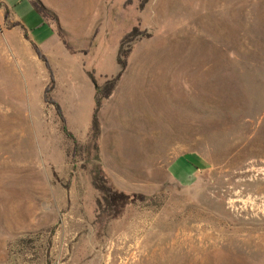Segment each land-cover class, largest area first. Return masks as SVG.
<instances>
[{
	"label": "rangeland",
	"instance_id": "374dc122",
	"mask_svg": "<svg viewBox=\"0 0 264 264\" xmlns=\"http://www.w3.org/2000/svg\"><path fill=\"white\" fill-rule=\"evenodd\" d=\"M0 264H264V0H0Z\"/></svg>",
	"mask_w": 264,
	"mask_h": 264
},
{
	"label": "trees",
	"instance_id": "16d2710c",
	"mask_svg": "<svg viewBox=\"0 0 264 264\" xmlns=\"http://www.w3.org/2000/svg\"><path fill=\"white\" fill-rule=\"evenodd\" d=\"M36 5L41 10H43V7H42V5L39 2H36ZM35 51H36L38 57L41 58L46 63V65H47L48 62H47L46 57L43 54H41L40 51L37 48L35 49ZM124 66H125L124 64L121 66L120 71H119L118 75L114 78L113 82L114 81L116 82V80L119 78V75L121 74ZM51 82H53V81L51 80ZM51 88H52V84H51V86L45 88V92H49L51 90ZM45 100L47 102L49 101L50 103L54 104L56 113L59 116L61 123L63 124L62 125V129L65 132L66 131V127H65L66 121H65V117L62 114L61 108L51 98H47L46 97ZM98 107H99V100L96 103V110H95V113H94V116H93V123H92V125H93V131H94V133H96L97 130H98L97 129V127H98L97 126V118H96V113H97V108ZM92 180H93L94 184L96 185V188L101 192L102 198L105 199V200H107V198H110V197H112L114 199V198H128V196H129V195L123 193L122 191L117 190L116 188H114L112 186L106 185V183L102 179V176L100 175V170L99 169L96 170V171H92Z\"/></svg>",
	"mask_w": 264,
	"mask_h": 264
},
{
	"label": "crops",
	"instance_id": "0c3cea01",
	"mask_svg": "<svg viewBox=\"0 0 264 264\" xmlns=\"http://www.w3.org/2000/svg\"><path fill=\"white\" fill-rule=\"evenodd\" d=\"M186 155V154H184ZM199 160V165L191 164L190 162L183 161V163L177 166L178 162L181 160V156H178L174 161L170 164L169 169L171 173L182 183L189 182L192 177L195 176L196 171L203 170L207 167V163L200 156L194 154ZM185 162V163H184Z\"/></svg>",
	"mask_w": 264,
	"mask_h": 264
}]
</instances>
